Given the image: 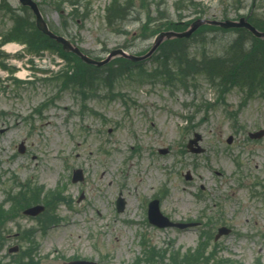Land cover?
Masks as SVG:
<instances>
[{"label": "rangeland", "instance_id": "1", "mask_svg": "<svg viewBox=\"0 0 264 264\" xmlns=\"http://www.w3.org/2000/svg\"><path fill=\"white\" fill-rule=\"evenodd\" d=\"M35 1L50 29L98 59L115 48L146 53L159 32L185 31L198 18L264 19V0ZM26 16L34 21L31 7L0 0V217L12 215L0 224V264H264V137L249 135L264 128V97L234 87L223 102L204 78L172 89L129 75L108 78L107 71L93 87L62 88L69 68L81 74L82 67L69 66L51 45L29 53L21 41L1 40L14 24L25 28ZM208 28L192 50L225 54L238 33ZM37 30L43 33L27 28ZM261 40L245 39L246 48L264 50ZM257 57L264 69V53ZM195 132L202 134L199 153L186 146ZM74 169L83 180L73 182ZM24 185L25 195H38L28 206L46 205L55 193L56 201L35 217L24 215L25 207L19 213L9 192L18 195ZM154 198L172 220L195 223L151 224L147 202ZM222 226L231 231L215 240ZM208 240L211 258L188 260ZM12 246L20 248L10 252Z\"/></svg>", "mask_w": 264, "mask_h": 264}, {"label": "trees", "instance_id": "2", "mask_svg": "<svg viewBox=\"0 0 264 264\" xmlns=\"http://www.w3.org/2000/svg\"><path fill=\"white\" fill-rule=\"evenodd\" d=\"M65 1L70 4H79L77 0ZM250 20L255 26L264 30V19L252 14ZM33 27L35 28V26ZM207 27H209L208 29L223 32L230 30L214 25H203L190 38H177L165 41L160 46L159 53L151 59L153 61L151 68L146 67V61L135 63L122 57L115 59V61L103 68L87 65L80 61L81 65H79L82 67L81 74L75 73L71 76H64L63 79L67 85L74 81L81 85H93L98 79L105 80L99 74L107 71L108 78L129 75L130 77H135V80L138 82L150 80L154 83L158 82L163 86L189 88L193 87V85L196 86L195 81L198 78H204L208 81L211 88L217 92L218 101L224 102L228 91L234 87H240L248 97L254 94L264 97V69H260L257 65L259 63V57L257 56L259 54L263 55L264 50H256L253 47L247 49V42L245 41V39L250 38L255 41L256 37L247 29H231V31L237 32L238 35L229 41L228 44L230 45L224 48V50L226 49L225 54L212 55V52L203 50L201 52L202 55L199 56V53L194 52L192 47L196 43L205 41L204 34ZM198 35L202 36V42L196 38ZM244 35L249 37H245ZM10 39L19 40L27 44L29 51L32 53H39L45 47L51 45L55 47L54 49L60 50V54L64 56L70 65L73 59L79 60L74 54L63 52V48L60 45L38 32V30L37 32H29L27 29H16L15 27L11 31ZM261 41H264V39L262 38ZM134 68H137V70ZM33 195L35 200L38 199L37 194L34 193ZM53 197L56 198L55 195ZM1 210H3L2 207H0V212ZM2 215L0 224H3L6 220L4 217L7 215V212L3 211ZM211 256L214 255L212 254ZM193 257H198V260L201 258V261L205 258L203 252H198L191 255L188 260ZM207 258L210 259L211 257ZM19 264L25 263L20 261Z\"/></svg>", "mask_w": 264, "mask_h": 264}, {"label": "water", "instance_id": "3", "mask_svg": "<svg viewBox=\"0 0 264 264\" xmlns=\"http://www.w3.org/2000/svg\"><path fill=\"white\" fill-rule=\"evenodd\" d=\"M21 1L24 4H29L34 9V11L37 15V24H38V27L40 28L41 31H43L48 36H50L51 38H53V39L57 40L59 43H61L66 51L74 52V53L78 54L85 62H87L89 64H96L98 66H102V65L107 64L108 62H110L113 59V57H115L117 55L131 59L133 61H141V60L147 59L149 56H151L154 53V51L158 48V46L164 40L172 39L175 37H180V38L189 37L192 35V33L200 25L205 24V23L219 25V26L224 27V28L245 27L248 30H250L255 36L260 37V38H264V31L259 30L257 27H255L250 21H248V19L246 17H241L239 20L229 19L226 21L210 20V19L200 18V19H197L196 21H194L191 24L190 28H188L185 31H182V32H178L175 30L161 31L156 36L154 44L151 47V49L144 55H136V54L127 52L123 48H115V49L111 50V52L109 53V55L105 59L96 60L93 57H91L90 55L84 53L80 49V47L77 46L76 44H74L70 39H68L67 37H65L63 35L57 34L53 30H51L49 28V26L46 24V22L44 21L40 10L38 9L36 3L33 0H21ZM250 136L253 138H261L264 136V129L259 130V131L254 132V133H250ZM199 139H201V135L196 134V137L193 139L192 143L197 142ZM22 150H24L23 146H22ZM198 150H201V149H198ZM166 151H167V149L163 150V152H166ZM82 178H83L82 171L81 170L76 171L75 175H74V181H77L78 179H82ZM124 207H125L124 199L119 198L118 199V209L121 211L124 209ZM43 209H44V206H37V207L29 209L27 212L32 213V214H36ZM149 215H150L151 220L160 226H166V225H176V226H181V227L185 226V224H182V223H174V222L170 221L169 218H167L165 215H163L162 212L160 211L159 200H154L151 203ZM228 232H229V229H227L226 227H222L216 238H219L222 234L228 233ZM14 249H17V248H14ZM14 249H12V250H14ZM80 264H83V263L81 262Z\"/></svg>", "mask_w": 264, "mask_h": 264}, {"label": "bare ground", "instance_id": "4", "mask_svg": "<svg viewBox=\"0 0 264 264\" xmlns=\"http://www.w3.org/2000/svg\"><path fill=\"white\" fill-rule=\"evenodd\" d=\"M8 47L13 49L15 46L13 44H9Z\"/></svg>", "mask_w": 264, "mask_h": 264}]
</instances>
